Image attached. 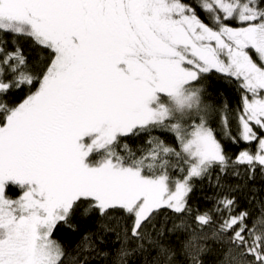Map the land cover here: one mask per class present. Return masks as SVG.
I'll use <instances>...</instances> for the list:
<instances>
[{"label":"snow or ice","instance_id":"snow-or-ice-1","mask_svg":"<svg viewBox=\"0 0 264 264\" xmlns=\"http://www.w3.org/2000/svg\"><path fill=\"white\" fill-rule=\"evenodd\" d=\"M0 34L49 53L32 65L0 38V264H62L53 232L81 205L104 231L120 226L121 264L145 244L153 264H205L209 241L230 264H264V202L260 217L231 193L214 210L188 205L191 181L214 167L264 173V0H0ZM213 70L243 93L231 139L255 149L235 160L209 125L201 81ZM165 129L176 147L151 136ZM145 134L140 155L119 150ZM162 213L179 223L157 228ZM178 231L176 247L165 237Z\"/></svg>","mask_w":264,"mask_h":264},{"label":"trees","instance_id":"trees-1","mask_svg":"<svg viewBox=\"0 0 264 264\" xmlns=\"http://www.w3.org/2000/svg\"><path fill=\"white\" fill-rule=\"evenodd\" d=\"M0 38L9 41V47L12 43H17L24 50V54L29 58L32 65L43 66L49 55L48 51L36 46L32 40L27 37H13L7 34H0ZM204 87L205 102L211 106L209 113V125L213 128L217 139L225 149L226 155L231 160H235L239 152L245 148L255 149V143L251 146L243 141L233 142L231 137H238L237 117L241 105L242 90L239 82L224 73L215 70L206 75L201 81ZM28 89L25 87L22 91L14 92L8 99L19 102ZM151 136L159 137L166 145L176 147L177 141L173 133L165 130H155ZM149 135L137 137H128L120 141L123 153V145L140 155L141 149L150 147L146 142ZM172 175L178 178L179 171ZM192 191L188 195V205L193 214L197 211L214 210L217 201L225 194L231 193L236 198L237 205L241 209H247L253 217H260L261 204L264 202V173L257 167L252 178H249L248 170L243 165H232L221 172L219 167H214L208 175L201 178H194L191 181ZM21 194L17 186H11L7 190V195L15 199ZM86 205H81V209L69 219L67 223H60L54 229L52 238L62 246L64 256L62 264H121L118 261L117 252L121 247L123 233L115 220L103 221L109 231H104L101 227V221L98 215L93 212L89 215H83L82 209ZM167 221L166 223H164ZM179 223L171 214L162 213L156 220V227L160 228L163 223L166 229L173 226V222ZM118 234L120 239H118ZM88 236L89 241L84 237ZM186 234L183 231L165 237L171 243L179 247L181 241L185 240ZM135 242L128 245L134 247ZM88 245V246H86ZM207 247L211 251L205 253V264H230V259L225 256V251L218 245L208 242ZM146 251H135L124 258L122 264H153L156 251L150 245L145 244ZM107 253V255H102Z\"/></svg>","mask_w":264,"mask_h":264}]
</instances>
